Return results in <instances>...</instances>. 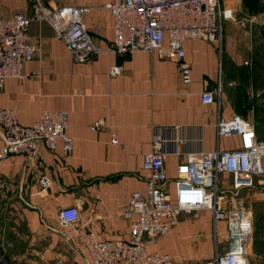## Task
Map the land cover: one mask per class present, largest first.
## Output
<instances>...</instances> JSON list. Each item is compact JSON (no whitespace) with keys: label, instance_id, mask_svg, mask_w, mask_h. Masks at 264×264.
Here are the masks:
<instances>
[{"label":"crops","instance_id":"crops-1","mask_svg":"<svg viewBox=\"0 0 264 264\" xmlns=\"http://www.w3.org/2000/svg\"><path fill=\"white\" fill-rule=\"evenodd\" d=\"M42 1L51 7L87 6L82 19L92 41L102 49L110 45L112 15L104 6L107 0ZM221 6L230 7L233 16L238 12L243 16L221 20L219 42L183 40V59L191 72L185 85L180 82L176 63L153 51L101 52L89 61L76 62L48 22H29L27 35L38 49L23 62L21 78L4 79L0 106L14 108L20 124H30L43 109H65V133L72 145L64 159L60 139L51 150L40 145L37 156L42 167L25 163L20 155L0 159L4 179L0 186V248L11 251L8 256L13 264H55L58 257L66 264H84L64 240L71 228L56 216L60 205H76L79 223L96 238L128 237L129 220L121 211L128 193L144 185L147 170L142 166V154L149 149L150 124H201L204 149H229L238 146V137H216L215 121L239 113L252 121L257 137L264 139V36L260 22L264 13L247 14L240 0H221ZM17 9L29 12L28 0H0V16ZM109 63L120 65V72L109 75ZM203 88L217 90L212 102L200 101ZM97 119L106 127L89 128ZM110 132L123 147L109 141ZM176 160L172 154L165 160L170 194ZM261 161L264 168V156ZM42 170L50 178L45 189L37 182ZM219 179L225 198H230L228 204L249 206L243 196L253 193L254 197L264 187L254 181L233 194L229 176L222 173ZM214 234L221 244L223 221L216 222ZM213 241L211 212L201 208L180 215L156 245L148 248L171 254L175 264H191L193 258L213 255Z\"/></svg>","mask_w":264,"mask_h":264},{"label":"built area","instance_id":"built-area-1","mask_svg":"<svg viewBox=\"0 0 264 264\" xmlns=\"http://www.w3.org/2000/svg\"><path fill=\"white\" fill-rule=\"evenodd\" d=\"M28 2L29 12L17 9L0 16V87L7 77L21 78L23 62L38 49L26 32L31 20L48 22L76 62L89 61L101 52L153 51L176 63L180 82L185 85L191 80V72L190 65L183 59V40L203 38L219 42L221 20L234 17L230 7L221 6V0H107L104 6L112 15V39L110 45L102 49L94 44L82 19L87 6L60 4L51 7L42 0ZM260 22L264 23V17ZM107 71L113 76L120 72V65L109 63ZM216 92V89L203 88L200 101L212 102ZM66 127L65 109H43L30 124H20L14 108L0 106V159L20 155L25 163L33 162L42 167L38 148L43 145L51 150L57 139L61 141L64 159L72 145L71 137L65 133ZM104 127L106 124L101 119L89 124L91 129ZM215 133L216 137L236 135L238 146L204 149L201 124H150L149 149L142 154L147 176L142 188L128 193L121 211L129 220L127 238H96L84 223H79L76 205H60L56 216L71 228L64 240L78 253L80 260L84 264H175L171 254L148 246L156 245L178 222L180 215L204 208L211 212L214 253L209 257L193 258L191 264H249L251 209L242 203L228 204L230 198H225L219 176L222 173L229 176L233 194L251 186L253 177L263 174L264 140L257 137L252 121L239 113L217 118ZM109 141L119 143L113 132H110ZM168 154L177 159L172 194L166 188ZM37 182L45 189L50 178L42 170ZM3 183L0 173V186ZM217 221L225 225L221 244L214 234ZM55 264L66 263L58 257Z\"/></svg>","mask_w":264,"mask_h":264},{"label":"rangeland","instance_id":"rangeland-1","mask_svg":"<svg viewBox=\"0 0 264 264\" xmlns=\"http://www.w3.org/2000/svg\"><path fill=\"white\" fill-rule=\"evenodd\" d=\"M238 13L235 14V18H241L243 16L240 12ZM262 100H264V98ZM253 181H256L258 183L257 185L264 186V168L263 174L253 177ZM245 191V189L242 190V195H245ZM238 194L241 195L239 192ZM252 195L253 193L250 194L251 197L249 195L246 197L243 196V200L246 201L244 204L250 206L249 208L251 209L253 220L249 263L254 261L257 264H264V187L262 190L257 191L254 197H252ZM10 252L11 251L8 252V250L6 251L0 248V264H13V261H11L8 256L11 255Z\"/></svg>","mask_w":264,"mask_h":264},{"label":"trees","instance_id":"trees-1","mask_svg":"<svg viewBox=\"0 0 264 264\" xmlns=\"http://www.w3.org/2000/svg\"><path fill=\"white\" fill-rule=\"evenodd\" d=\"M242 8L247 14L264 13L263 0H240ZM262 35L264 36V23L262 24Z\"/></svg>","mask_w":264,"mask_h":264}]
</instances>
